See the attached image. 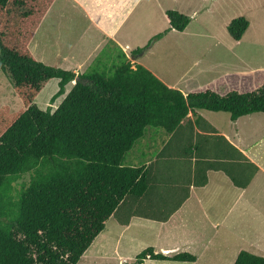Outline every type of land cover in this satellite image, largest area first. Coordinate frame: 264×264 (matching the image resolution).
<instances>
[{
	"label": "trees",
	"instance_id": "obj_1",
	"mask_svg": "<svg viewBox=\"0 0 264 264\" xmlns=\"http://www.w3.org/2000/svg\"><path fill=\"white\" fill-rule=\"evenodd\" d=\"M56 1L0 0V71L23 103L18 113L9 106L0 109V264H80L111 218L130 213L124 224L130 222L135 201L146 203L139 205V214H151L148 209L155 204L151 198L160 201L167 191L160 181L154 183L149 169L126 164L148 128L178 137L189 125L194 131L188 118L191 113L198 116V111L227 113L235 122L264 113V78L260 80L264 71L242 80L233 77L219 91L205 86L185 95L145 67L134 68L121 50L117 55L121 62L116 64L114 57L105 71L100 69L106 62L101 57L78 76L46 66L35 59L30 45ZM166 16L168 31L184 32L191 22L177 11ZM249 26L246 18L235 19L230 35L239 42ZM144 50L132 54L138 58ZM53 80L60 81V91L52 104L68 85H75L56 111L41 110L35 101ZM194 149L204 154V146ZM201 154L202 170L207 162L212 168L215 161L201 159ZM222 154L221 159L232 162L228 164L241 165L234 154ZM247 163L255 174L256 167ZM252 170L250 174L246 169L230 170L228 175L235 186L245 189L254 178ZM28 174L30 182L17 191L13 184ZM147 258L197 260L191 254L156 255L149 248L138 264ZM234 264H264V257L242 251Z\"/></svg>",
	"mask_w": 264,
	"mask_h": 264
},
{
	"label": "crops",
	"instance_id": "obj_2",
	"mask_svg": "<svg viewBox=\"0 0 264 264\" xmlns=\"http://www.w3.org/2000/svg\"><path fill=\"white\" fill-rule=\"evenodd\" d=\"M144 2L145 0H57L38 29L31 44V51L35 59L46 66H56L58 69L71 71L77 76L82 74L74 71L77 69L75 62L79 57L86 55L85 50H80L81 45L90 47L89 55L98 50L97 59L111 44L117 48L116 55H119L121 50L130 60L127 53H130L136 44L121 42L120 34L130 25L129 23L134 22L132 17ZM64 21L70 24L65 25ZM45 29L48 34L44 31ZM40 34L44 36L43 42L38 43ZM133 38L139 39L137 35ZM106 40L107 43L110 40L109 44H104L103 41ZM46 56L49 57L46 58ZM132 59L136 58L132 56ZM141 61L140 59L135 64L145 67ZM145 68L148 69V67ZM243 74L240 73V77L244 76ZM245 74L248 76L251 73L245 72ZM230 75L222 78H229ZM155 76L160 79L157 75ZM222 78L202 87L211 86L215 91H219L221 87L217 86L224 80ZM162 82L165 83L163 80ZM181 83L178 81L177 85L165 84L172 89L180 90ZM70 85L73 88L75 83ZM70 85L66 87V91ZM195 89L197 88L193 90ZM180 91L188 95L184 90ZM68 93L69 91L64 94L65 97H62L65 99ZM35 104H37L36 101ZM206 112L198 111V116L192 113L189 115L188 119L192 121L194 131L189 125L184 134L178 137L156 129L150 133L147 161L142 160L139 167L149 169L151 179L155 181L154 183L160 181L162 190L167 193L160 197L159 206L154 204L148 209L153 211L151 214H139V205L146 203L135 201L131 206L133 210L128 224L124 223L129 219L130 213L122 218H111L110 221L116 222L111 228H109L110 221L107 223L105 231L97 237L84 255L83 259H90L88 264H103L110 259L119 260V264L132 261L129 253H131L135 236L128 238L127 234L131 233L132 229H150L153 225L160 226V241L163 243V239L166 242V246L158 250L168 257L191 253L197 259L196 262H191L192 264H216V261L207 256L211 252V243L214 242L222 246H231V242L238 238L243 246L247 245L242 247L243 251L250 253L253 251L251 248L254 249L253 252H258L259 245H264L260 240L254 243L256 233L249 230L252 227L264 228L262 206L264 204V120L260 119V113L242 117L236 122L230 116L225 121L226 128H223L215 121L211 123L204 115ZM248 125L254 126V129H251L253 132L244 129ZM222 138L256 167L255 174L254 168L251 169L247 160L237 153L235 155L234 150L232 151ZM196 146L205 147L202 149L204 154L200 153L204 157L201 159L215 161L212 168H209L210 165L207 162L208 166L205 165L207 167L204 166L202 170L200 154L194 149ZM226 151L234 154L236 162L241 165L228 164L232 162L221 159L224 156L222 153ZM220 161L223 163L219 164ZM244 169L248 173L252 170L251 176L254 175L250 185L245 189L235 186L228 175L230 170L243 171ZM133 206H137V209ZM238 208H241L244 220L247 219L250 225L248 228L245 227L247 233L244 232V234L238 231L231 221ZM211 229L216 232L214 238H206L208 230L211 231ZM126 240H128L127 243H125ZM155 252L158 254V251ZM263 253L264 251L260 254H252L261 256L264 255ZM104 263L108 264V262Z\"/></svg>",
	"mask_w": 264,
	"mask_h": 264
},
{
	"label": "rangeland",
	"instance_id": "obj_3",
	"mask_svg": "<svg viewBox=\"0 0 264 264\" xmlns=\"http://www.w3.org/2000/svg\"><path fill=\"white\" fill-rule=\"evenodd\" d=\"M168 11H177L191 19L188 28L184 32H179L177 30L168 31L170 29L166 16ZM239 18H246L249 20L250 26L245 32L242 40L237 42L230 35L229 26L235 19ZM132 21L134 22L129 23L130 25L125 27L121 32V42L135 43L136 45L132 48L133 50L131 52L138 49L144 50V48L151 44L150 48H146L143 51L144 53L136 59H132L133 54L130 51V53H127L133 67L135 68L137 65L135 63H138L141 59L142 65L148 67V69L165 83L177 85L178 81L182 82L179 86L187 94L194 88H200L204 85L211 84L216 82L218 78L230 74L231 77L222 78L224 79L222 81H220L221 79L219 80L218 88L221 87L224 89L225 85L232 81L231 78L236 76L240 77V73H244V76L240 77L241 79L247 77L245 72L252 74L257 72L262 73L264 71V0H145L141 8H138L134 13ZM69 24L70 23L65 22V25ZM44 31L48 34L46 29ZM161 33H166V36L155 40V37ZM135 35H137L139 39L133 38ZM38 37L37 42H43L44 36L40 34ZM82 41L84 42L85 40ZM103 42L106 44L107 40ZM109 42L110 40H108L107 44H109ZM81 46L80 50H85L84 54L86 55L79 57L75 62V67L77 69L74 71H77L78 74H83L88 71L90 65H92L94 63L93 61L96 59V53L99 52L97 50L89 55L90 47L85 45ZM61 49L63 50V47H61ZM106 49V52H102V54L98 56L106 60V62L102 64L103 67L100 68L102 71L109 69L108 67H110V64L107 62L113 61L114 57L115 62L117 61L116 64L121 62V60L117 59V55H115V53H117V48L110 44ZM30 50H32L31 45ZM47 57L49 56H46V58ZM48 61H50V59H48ZM53 67L57 68L56 66ZM262 78H264V76L261 75L260 80ZM240 79H237V81L241 82L242 79ZM71 89L72 85L67 88L66 93L68 91L70 92ZM59 91L60 86L58 81H51L37 98V106L41 110L46 111L50 107L52 111H56L65 97L63 95L64 97H61L52 104V98ZM4 106H9L11 112L18 113V111L23 108V103L15 93L6 76L0 71V109ZM204 115L211 123L215 121L217 125L223 128L227 126L225 124L226 119L230 118V115L226 113L206 112ZM260 117V119L264 120V113L260 114ZM244 129L253 132L251 129H254V126L248 125L245 126ZM153 131L156 130H154V128H148L145 138L141 139L127 155V165H139L142 160L147 161V147L150 145L149 136ZM157 131L165 133L162 129H157ZM30 180L31 177L28 174L13 185L17 191H19L22 189V186L27 185ZM151 199L156 204L155 206L161 204L157 197L153 196ZM262 206L264 210V204ZM231 221L233 225H235L234 227H237L238 231L242 234H244V232L247 233L245 227L248 228L250 225L247 219L244 220L243 214H241V208L236 210L235 217H233ZM115 222V220H111L109 222V228H111ZM159 228V225H153L150 229H132L131 233L127 234V237L130 238L133 235L135 236V240H133L131 247V253H129L133 260L126 263L122 262L121 264H138V257L149 248H153L156 255L157 253L155 251H158V254L165 255L162 251H159L163 246H166V242L163 239V243L160 241ZM249 230L256 233L254 236V243L260 240L264 244L263 227H252ZM215 234L216 232L214 229H211V231L208 230L206 238L211 237L212 239ZM127 242L128 240H126L125 243ZM244 246L238 238L231 242V246H222L219 245L218 242H214L213 244L211 243V252H209L207 256L216 261V264H234L240 252L244 250L242 249ZM259 246V248H257L258 252H253V248H251L253 250L251 252L260 254V252L264 251V245ZM245 252L248 251L245 250ZM260 257H264V255ZM113 260L114 259H110V261L104 262H108V264H119V260ZM88 261H90L89 258L83 259L80 264H88ZM104 262L103 264H105ZM185 263L192 264L191 262ZM185 263L147 258L142 264Z\"/></svg>",
	"mask_w": 264,
	"mask_h": 264
},
{
	"label": "clouds",
	"instance_id": "obj_4",
	"mask_svg": "<svg viewBox=\"0 0 264 264\" xmlns=\"http://www.w3.org/2000/svg\"><path fill=\"white\" fill-rule=\"evenodd\" d=\"M249 21V20H248ZM238 42V41H237ZM50 108V107H49Z\"/></svg>",
	"mask_w": 264,
	"mask_h": 264
}]
</instances>
